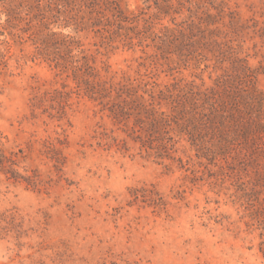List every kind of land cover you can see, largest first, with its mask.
Returning <instances> with one entry per match:
<instances>
[{
	"label": "rangeland",
	"instance_id": "rangeland-1",
	"mask_svg": "<svg viewBox=\"0 0 264 264\" xmlns=\"http://www.w3.org/2000/svg\"><path fill=\"white\" fill-rule=\"evenodd\" d=\"M28 2L0 0V264H264V135L252 151L198 118L150 136L147 114L111 112L121 84L176 114L169 90L214 88L237 59L264 93V0H104L64 29ZM182 29L219 30L229 59ZM51 31L81 40L112 101L41 55Z\"/></svg>",
	"mask_w": 264,
	"mask_h": 264
},
{
	"label": "trees",
	"instance_id": "trees-1",
	"mask_svg": "<svg viewBox=\"0 0 264 264\" xmlns=\"http://www.w3.org/2000/svg\"><path fill=\"white\" fill-rule=\"evenodd\" d=\"M28 1L30 8H38L56 17L57 20L60 17L64 19V22L60 23L58 27L60 29L70 27V25H73L72 22L77 25L85 24L86 8H88V14L92 16L91 19H97L98 16L103 14L102 7L106 4L104 0ZM62 19H59V21H62ZM9 22H12V20ZM200 32L199 35H193L182 29L179 34L181 39L184 38L187 43L189 42L188 46L191 49L199 48L197 45L200 44L205 47V50L213 49L210 51L218 54V64L222 65V61L229 59L227 55L223 54V46L228 45L219 41V30L209 29ZM190 37H199L200 43H192L188 40ZM8 43L7 41L3 42L6 47ZM83 47L84 45L78 37L51 31L48 36L41 38L40 49H42L41 55L43 54L50 61L56 62L60 70L71 72L73 78L82 80L90 99L97 101L111 98L112 92L116 91V88H113L114 85L111 84L113 89L111 90L106 86V82L100 80V73L96 71L94 66L96 60L87 55ZM200 50L202 49L200 48ZM76 51H79L78 55L75 54ZM197 54L200 55L198 52ZM199 60H202V58H199ZM232 62L233 64H240V69L235 68L231 72L230 70L224 71L222 75L215 79L214 88L202 90L190 84L183 88H176L178 90L177 94L169 90L168 92L172 95V97L169 96V99L176 104L174 107L179 110L176 114L162 111L160 108L156 109L155 104L149 103L145 96L139 93L138 88L121 84L118 85L119 90L116 91V98L112 103L111 112L117 120L130 114V111L137 112L135 114L138 115V121L142 120L141 113L147 114L146 119L148 120L150 136L152 132L157 130L168 129L172 123L180 129L188 131L186 123H193L198 118H206L210 125L216 126L214 119L218 118L220 125L223 127L222 132H226L227 135L231 134L230 137L234 135L242 139L243 147L245 146L252 151L258 150V141L264 135V93L257 88L254 81L255 72L248 65L247 60L237 59ZM220 69L222 68L220 67ZM145 92L149 93L148 91ZM150 97L155 99L153 94H150ZM112 100L109 99V101ZM200 122L202 121L198 120L194 124H201ZM238 140L236 139V141ZM162 145L160 143L159 146L163 147Z\"/></svg>",
	"mask_w": 264,
	"mask_h": 264
}]
</instances>
